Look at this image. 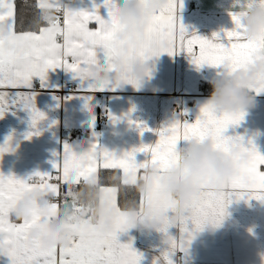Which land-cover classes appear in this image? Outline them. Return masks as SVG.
<instances>
[{"label": "snow or ice", "instance_id": "snow-or-ice-1", "mask_svg": "<svg viewBox=\"0 0 264 264\" xmlns=\"http://www.w3.org/2000/svg\"><path fill=\"white\" fill-rule=\"evenodd\" d=\"M127 2L123 0V4ZM71 4H65L62 0L41 3L39 7L44 11L36 24L38 26L41 21H46L48 26L40 27L37 34L35 31L17 32L14 4L0 0V88L28 90L0 92V118L13 107H23L29 111L31 127L35 131L27 133V139L40 134L37 125L45 119V114L35 107L33 79L39 78L41 87H44L49 70L63 68L72 73L73 79L79 82L75 91L89 93L82 94L86 101L91 100V94L97 91H114L123 84L139 87L140 84L122 72L128 56V42L124 35L131 31V26L119 18L120 4L117 0H104L103 7L108 10L107 19L98 13L99 6H94L92 11H85L77 10ZM233 6L236 10L230 15L234 27L223 30L227 41L224 43L216 33L211 39L195 32L189 33L179 16L183 0H166L152 15L135 59H152L164 53L173 56L183 52L197 70L210 66L219 69L218 74H221L225 67L228 73L245 67L254 58H258V53L264 54V30L257 39H246L243 35V19L249 9L255 6L264 8V0H233ZM53 8L56 12H63V27L59 17L53 19L49 15ZM91 22L98 25L95 30L88 27ZM92 65L107 73L120 75L114 80L92 78L88 72ZM149 74L148 70L146 75ZM253 92L256 95L264 93V77L259 78ZM5 100L7 103L3 102ZM85 107L89 108L87 102ZM109 116L113 121L117 119L111 114ZM244 116V111L219 112L207 102L199 107V114L194 121L186 118V112L159 129H150L142 122L129 120V123L136 124L141 134L145 131L155 132L158 139L154 144H141L117 154L96 142H87V146L77 145L75 148L65 143L61 153H54L56 158L52 167L57 173L55 177L53 171H37L26 178L0 172V255L8 257L10 264H140L142 255L132 247L131 240L120 243L117 238L118 233L130 229V224L126 212L118 206L116 187L99 188L100 202L107 206L105 211L111 213V230L103 231L96 225L83 223L76 228L79 235L73 245L49 249L34 246L28 237L33 229L38 228L43 232L47 224L58 217L61 208L76 205L81 214H87V208L80 206L72 186L81 183L92 185L99 181L97 169L101 161L104 169L122 171V176H113L112 180L136 188L141 170L154 166L163 173L172 167L179 159L181 143L186 144L192 140L201 142L210 138L217 151H227L230 145L239 144L248 154L247 161L237 166L236 173L219 190L202 186L185 215L174 226L179 229V237L169 234L172 226L167 223L159 229L167 247L160 250L153 264H181L182 257L178 258L177 252L186 257L188 246L197 232L209 225L219 226L233 199H255L264 203V155L257 151L250 140L246 147L243 137L225 135L226 130L238 125ZM12 151L14 148L10 136L0 145V158ZM137 153H143L145 158L138 161ZM53 179L67 186L62 205L53 202L54 198L61 195L59 183L49 182ZM31 192H40L50 201V205L44 211L34 208L28 218L17 223L19 220L12 213L25 195ZM140 193L139 205L133 202L130 206L140 210L148 207L165 216L173 211L158 181L147 192Z\"/></svg>", "mask_w": 264, "mask_h": 264}, {"label": "crops", "instance_id": "crops-1", "mask_svg": "<svg viewBox=\"0 0 264 264\" xmlns=\"http://www.w3.org/2000/svg\"><path fill=\"white\" fill-rule=\"evenodd\" d=\"M5 2L14 4L16 25L15 0ZM62 2L72 3L71 7L85 11H92L94 6H99L98 13L103 18H108V10L103 7L104 0ZM41 3H52V0H37L38 7ZM117 3L123 5V0H117ZM49 15L53 18L59 17L63 27V12H56L53 8ZM179 16L189 33L195 32L210 39L216 33L224 43L227 41L223 30L234 27L230 13H200L192 0H183ZM88 27L95 30L98 25L91 22ZM59 42L62 43V40ZM196 51L198 54V48ZM149 64L150 74L144 77L139 87L123 84L114 91H97L91 94L89 101L82 95L89 93L74 91L65 98L59 96L58 91L64 84L74 83L75 90L79 85L73 79V74L63 68L49 70L44 87H41L39 78H34L35 107L45 114V119L37 125L40 134L32 135L30 139L25 138L27 133L35 131L31 127L29 111L23 107H13L7 111L0 118V145L11 136L14 151L7 152L0 158V172L18 178H26L37 171L51 172L52 162L56 158L54 153H61L65 143L75 148L77 145L87 146V142H96L109 151L121 154L141 144L156 142L158 137L155 132L145 131L141 134L136 124L129 123V120L142 122L150 129H159L174 118H179L182 112H186V118L194 121L199 114V107L207 103L212 92L209 81L217 77L219 69L203 66L197 70L183 52L173 56L161 54L152 58ZM201 81L205 85H200ZM27 91L24 88H0L3 93ZM174 94H179V97H174ZM255 96L256 106L245 111L243 120L235 127L230 126L225 135L243 137L246 147L250 140L257 151L264 155V93ZM3 102L7 103L6 100ZM86 102L89 108L85 107ZM109 114L117 119L113 121ZM100 118H104L102 124L99 123ZM73 128L85 129L87 138L72 141L69 131ZM144 158L143 153H137L138 161ZM102 163L101 161L97 169L98 176L102 170H115L104 169ZM62 166L61 158V175ZM119 172L122 176V171ZM142 172L143 170L139 174ZM55 175L57 173L54 170L53 176ZM59 184V187L64 185L62 182ZM118 193L117 188V203ZM169 234L179 237V229L170 227ZM117 238L120 243L131 240L132 247L142 255L140 264H153L160 250L167 247L163 234L152 230L130 228L126 232L118 233ZM176 255L184 258V264H264V203L255 199H233L219 226L209 225L197 232L188 246L187 256L179 252ZM0 264H10L9 258L0 255Z\"/></svg>", "mask_w": 264, "mask_h": 264}, {"label": "clouds", "instance_id": "clouds-1", "mask_svg": "<svg viewBox=\"0 0 264 264\" xmlns=\"http://www.w3.org/2000/svg\"><path fill=\"white\" fill-rule=\"evenodd\" d=\"M165 3L166 0H128L119 7V18L131 26V31L124 35L125 41L128 42V56L123 63L122 72L139 82L146 76L151 59H135L136 52L144 41L152 15ZM243 23L244 37L249 40L257 39L264 30V8L255 6L249 9ZM257 57L245 67L230 73L225 67L221 74L210 80L212 92L207 102L219 112H245L254 108L257 102L253 89L259 83V78L264 77V54L258 53ZM88 72L92 78L99 80H114L120 75L107 73L96 65L90 66ZM247 156V152L239 144L230 145L227 151L214 150V141L210 138L183 144L179 149V159L172 167L162 173L156 167L149 166L137 178L135 186L140 192H147L153 183L158 181L162 194L171 203L173 211L165 216L153 212L148 207L140 210L127 206L124 211L128 216L130 228L159 232L165 223L174 227L185 215L202 186L219 190L236 173L237 166L247 161ZM99 188L100 183L97 181L74 190L80 206L87 208V214H81L76 205L61 208L58 217L47 224L43 232L38 228L30 232V243L43 249L73 245L79 235L76 228L83 223H91L103 231L111 230V213L106 212L107 206L100 202ZM49 205L50 201L40 192H31L19 202L12 215L15 219L23 221L30 216L34 208L44 211Z\"/></svg>", "mask_w": 264, "mask_h": 264}, {"label": "trees", "instance_id": "trees-1", "mask_svg": "<svg viewBox=\"0 0 264 264\" xmlns=\"http://www.w3.org/2000/svg\"><path fill=\"white\" fill-rule=\"evenodd\" d=\"M67 2L71 0H66ZM16 25L15 30L21 31H35L39 32L40 27L47 26L46 21H41L37 26L36 21L42 15L43 10L38 7L37 0H15ZM121 176L116 170H102L99 173L100 186H112L118 188V206L124 210L126 206H130L133 202L138 206L140 202L141 193L138 189L133 187H126L122 181L117 182L111 179L113 176ZM83 184L73 185V190H79ZM67 191V186L63 185L61 189L62 200L63 194Z\"/></svg>", "mask_w": 264, "mask_h": 264}, {"label": "built area", "instance_id": "built-area-1", "mask_svg": "<svg viewBox=\"0 0 264 264\" xmlns=\"http://www.w3.org/2000/svg\"><path fill=\"white\" fill-rule=\"evenodd\" d=\"M200 85H205V83L203 81L200 82ZM75 91V85L72 82H68L66 84H64L58 91V94L61 98H65L68 94L72 93ZM174 97H179V94H174ZM104 122V118H100L99 119V123L102 124ZM69 136L70 139L72 141H82L85 140L87 138V133L85 131V129L82 128H73L72 130L69 131ZM50 183H59L58 181H56L55 179L50 180ZM60 185V184H59ZM62 187V186H60ZM62 189V188H61ZM61 193V192H60ZM53 202L58 203V205H62L63 204V200H62V194L53 199ZM182 257L181 255L177 256ZM181 264H184V258L182 257L181 259Z\"/></svg>", "mask_w": 264, "mask_h": 264}, {"label": "water", "instance_id": "water-1", "mask_svg": "<svg viewBox=\"0 0 264 264\" xmlns=\"http://www.w3.org/2000/svg\"><path fill=\"white\" fill-rule=\"evenodd\" d=\"M192 2L200 13H231L236 10L233 0H192Z\"/></svg>", "mask_w": 264, "mask_h": 264}]
</instances>
